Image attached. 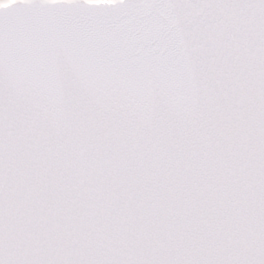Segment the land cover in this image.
<instances>
[{
  "label": "snow or ice",
  "instance_id": "1",
  "mask_svg": "<svg viewBox=\"0 0 264 264\" xmlns=\"http://www.w3.org/2000/svg\"><path fill=\"white\" fill-rule=\"evenodd\" d=\"M0 264H264V0H0Z\"/></svg>",
  "mask_w": 264,
  "mask_h": 264
}]
</instances>
